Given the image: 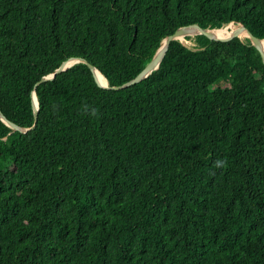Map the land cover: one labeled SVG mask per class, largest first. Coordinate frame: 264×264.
Listing matches in <instances>:
<instances>
[{
  "label": "trees",
  "instance_id": "trees-1",
  "mask_svg": "<svg viewBox=\"0 0 264 264\" xmlns=\"http://www.w3.org/2000/svg\"><path fill=\"white\" fill-rule=\"evenodd\" d=\"M229 24L264 40V0H0V114L27 129L0 119V264H264L250 40H173L113 89Z\"/></svg>",
  "mask_w": 264,
  "mask_h": 264
},
{
  "label": "water",
  "instance_id": "water-1",
  "mask_svg": "<svg viewBox=\"0 0 264 264\" xmlns=\"http://www.w3.org/2000/svg\"><path fill=\"white\" fill-rule=\"evenodd\" d=\"M233 25V24H232ZM238 28L240 29L241 32H243L245 35H247V38L250 40V43L258 50V52L261 54L262 56V59H263V62H264V53H263V49L261 48V46L259 45L261 41H264V40H260L258 38H255L253 37L249 31H247L244 26L242 25H239ZM186 29H192L193 31V34L194 35H202V36H205L209 39H219V40H225L227 39L228 37L232 36V35H238L237 31L233 30V31H230L228 32V34L224 37H215V36H211L209 34L210 31L212 30H198V29H195L194 27H185V28H180L178 29L172 36H169L167 37L166 39L163 40V45L161 43V46L160 48L157 50V52L155 53V55L153 56L152 60L149 62V64L133 79L131 80L130 82L122 85V86H118V87H114L113 89L115 90H119V89H123V88H126L130 85H133V84H136V83H139L140 81H142L143 79H145L149 74H151L153 71L157 70L158 67H159V64L161 62V59L163 58V56L165 55V52L167 50V47H168V44L173 41V40H178V36H180L182 33H184V31ZM222 29V28H221ZM181 42V41H180ZM182 43V42H181ZM256 43V44H254ZM84 63L83 60L81 59H74V58H70L68 61H66L65 63H63L61 65L60 68H58L57 70L54 71L53 74L49 75V76H46L44 77L41 82L43 81H47V80H51L53 79L57 74L65 71L67 68L71 67L73 64H76V63ZM90 70L92 71L93 75H94V78L98 84V86L100 88H107L106 87V84H101L96 76H95V72H98L100 73L97 69H95L93 66H89ZM101 74V73H100ZM37 86V84H36ZM32 100H33V106H34V114L36 116L37 114V111H38V105H37V101H36V98L34 96V94H32ZM0 119L2 121H4L7 125L11 126V127H14L15 130H19L21 132H26L27 129H19L18 127L14 126L13 124H11L10 122H8L1 114H0Z\"/></svg>",
  "mask_w": 264,
  "mask_h": 264
},
{
  "label": "bare ground",
  "instance_id": "bare-ground-1",
  "mask_svg": "<svg viewBox=\"0 0 264 264\" xmlns=\"http://www.w3.org/2000/svg\"><path fill=\"white\" fill-rule=\"evenodd\" d=\"M231 26V27H230ZM235 26V25H234ZM232 24H229V25H227L226 27H224V28H222V29H219V30H212V31H210L209 32V34L211 35V36H215V37H224V36H226L227 34H228V32H230V31H233V30H235V31H237V33H238V35H239V37L241 38V39H245V38H247V35H245L243 32H241L240 31V29L238 28V27H234ZM230 28H232L231 30H226V29H230ZM226 30V31H225ZM193 34V31H184V33H182L180 36H178V39H180V40H184V38H183V36L182 35H187V36H189V35H192ZM245 36V37H244ZM164 43H162V45H163ZM254 44H256V43H254ZM257 45V44H256ZM261 47H264V41H261L260 42V44H259ZM259 45H257V46H259ZM263 53H264V50H263ZM95 76H96V78H97V80L101 83V84H103L104 83V80H103V76L100 74V73H98V72H95Z\"/></svg>",
  "mask_w": 264,
  "mask_h": 264
},
{
  "label": "rangeland",
  "instance_id": "rangeland-1",
  "mask_svg": "<svg viewBox=\"0 0 264 264\" xmlns=\"http://www.w3.org/2000/svg\"><path fill=\"white\" fill-rule=\"evenodd\" d=\"M234 26V25H233ZM231 27V26H230ZM234 27H238V26H234ZM230 29H232V28H230ZM233 30V29H232ZM183 36V38H184V40H180L181 42H182V44H184V45H186V46H189V47H191L192 46V42L190 41V40H185V37H193L194 36V34H192V35H189V36H187V35H182ZM243 40V39H242ZM263 50H264V47H261ZM103 80H104V78H103ZM103 84H105V80H104V83Z\"/></svg>",
  "mask_w": 264,
  "mask_h": 264
}]
</instances>
